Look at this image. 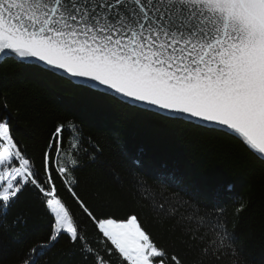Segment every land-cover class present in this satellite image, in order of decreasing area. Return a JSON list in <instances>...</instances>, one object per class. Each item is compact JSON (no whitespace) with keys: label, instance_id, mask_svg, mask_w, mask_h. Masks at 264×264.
Returning <instances> with one entry per match:
<instances>
[{"label":"snow or ice","instance_id":"obj_1","mask_svg":"<svg viewBox=\"0 0 264 264\" xmlns=\"http://www.w3.org/2000/svg\"><path fill=\"white\" fill-rule=\"evenodd\" d=\"M9 62L143 115L236 139L264 162V0H0V66ZM9 105L0 97V240L25 223L21 215L9 219L25 191L41 197L52 218L48 240L19 264H40L58 238L81 264H183L136 215H97L74 190L81 154L95 158L78 123H55L37 164L14 136ZM134 183L201 260L216 252L239 261L242 250L222 210H202L194 197L176 194L158 200L142 176ZM168 186L164 179L161 187Z\"/></svg>","mask_w":264,"mask_h":264},{"label":"trees","instance_id":"obj_2","mask_svg":"<svg viewBox=\"0 0 264 264\" xmlns=\"http://www.w3.org/2000/svg\"><path fill=\"white\" fill-rule=\"evenodd\" d=\"M3 96L10 100L14 136L37 164L55 123L71 120L80 125L85 148L95 158L81 154L74 190L97 215L121 219L136 215L154 241L183 258V264H264V162L251 156L236 139L143 115L25 72L10 62L0 66ZM93 145L100 151H94ZM138 175L158 200L176 194L194 197L202 210H222L242 250L239 261L216 252L201 260L199 249L188 246L174 220L137 194L134 181ZM164 179L171 182L166 189L161 187ZM59 196L83 221L71 194L60 189ZM41 199L28 190L12 208L9 219L21 215L25 223L0 240V264H19L29 249L48 240L52 218ZM241 203L245 207L237 211ZM87 231L94 242L90 222ZM72 251L66 238H58L40 264H81Z\"/></svg>","mask_w":264,"mask_h":264}]
</instances>
